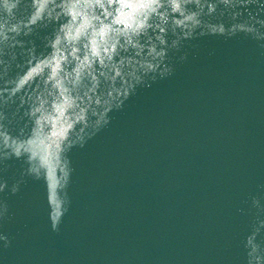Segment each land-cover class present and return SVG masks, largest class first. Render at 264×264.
<instances>
[{"label": "clouds", "instance_id": "1", "mask_svg": "<svg viewBox=\"0 0 264 264\" xmlns=\"http://www.w3.org/2000/svg\"><path fill=\"white\" fill-rule=\"evenodd\" d=\"M12 7H15V4H13ZM9 11H10V9H9ZM52 221H53L52 227L55 230L57 228V225H58V220H52Z\"/></svg>", "mask_w": 264, "mask_h": 264}]
</instances>
